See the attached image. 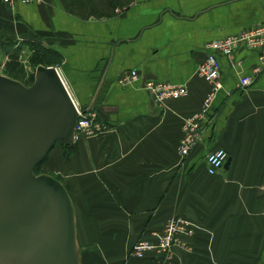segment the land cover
<instances>
[{
  "label": "crops",
  "instance_id": "obj_1",
  "mask_svg": "<svg viewBox=\"0 0 264 264\" xmlns=\"http://www.w3.org/2000/svg\"><path fill=\"white\" fill-rule=\"evenodd\" d=\"M262 23L264 0H0V49L19 39L53 47L73 96L108 116L104 133L69 156L56 146L44 164L71 194L81 264H264L261 49L238 47L241 64L218 55L223 87L202 138L179 152L186 118H199L211 92L197 72L206 44ZM132 68L140 78L123 84ZM244 75H255L250 85ZM145 76L189 92L157 104ZM218 147L231 162L212 175L205 156ZM178 215L195 229L169 257L130 255Z\"/></svg>",
  "mask_w": 264,
  "mask_h": 264
},
{
  "label": "water",
  "instance_id": "obj_2",
  "mask_svg": "<svg viewBox=\"0 0 264 264\" xmlns=\"http://www.w3.org/2000/svg\"><path fill=\"white\" fill-rule=\"evenodd\" d=\"M35 70L32 85L0 72V264H81L70 192L34 171L56 142L73 147L79 110L54 65Z\"/></svg>",
  "mask_w": 264,
  "mask_h": 264
},
{
  "label": "built area",
  "instance_id": "obj_3",
  "mask_svg": "<svg viewBox=\"0 0 264 264\" xmlns=\"http://www.w3.org/2000/svg\"><path fill=\"white\" fill-rule=\"evenodd\" d=\"M6 3L13 4L16 0H1ZM25 3H31L33 1L42 2L43 0H22ZM244 45L249 48H259L262 50V53L259 55V59L261 64H258L254 67V73L262 71L264 67V23L252 25L250 28H242L238 31V33L233 35L225 36L220 40H211L206 44V48L209 51L208 55H206L205 59H203L197 69V72L211 81V92L209 95L205 96L202 101L203 107L201 109V113L198 119L187 117L185 124H183L184 136L181 138L180 146L181 151L180 154L182 157L187 156L190 150L195 147V144L202 136V121L200 119L207 118L209 111L213 108V100L217 95L218 91L223 87L222 84V74L221 68L222 63H220L219 54L227 55L231 60L237 62V64L242 63L241 58H237L236 54L238 51V47ZM58 71L61 77V80L66 84V88L70 96L73 98V102L75 104L76 109L79 110L77 117V128L75 131V137L78 138L79 132L82 131L88 136H91L96 131L101 132L102 127L105 125L97 119H95L94 114L87 116L83 114V109L80 108L78 101L73 96L71 90V84L68 82L66 76L64 75L63 69L58 66H54ZM140 78L139 72L136 68L130 69V71L122 72L119 80L123 84H128L130 81ZM255 75H244L241 80V85H250L254 80ZM143 86L146 90L151 93L152 99L154 102L163 103L168 99H172L174 97L185 96L188 91V87L185 84H178L175 82H168L162 79H153L147 77ZM89 109V108H88ZM91 109L87 110L90 113ZM208 119V118H207ZM207 159V170L208 173L212 175H216L218 171L224 167L228 158V151L225 148H215V150H211L206 153ZM193 224L190 225V221L187 218L178 215L177 217L167 220L164 224V231L162 234L158 236L155 240H147L142 241L140 239L137 241L134 255L147 258L153 255H161L163 257H169L171 255L173 247H176L179 243H181L182 235L191 234L194 231Z\"/></svg>",
  "mask_w": 264,
  "mask_h": 264
},
{
  "label": "rangeland",
  "instance_id": "obj_4",
  "mask_svg": "<svg viewBox=\"0 0 264 264\" xmlns=\"http://www.w3.org/2000/svg\"><path fill=\"white\" fill-rule=\"evenodd\" d=\"M35 50H36V44L35 43L32 44L31 42L26 41V39H19L17 41H14V42L11 41L9 43L6 42V45H4L3 48L0 49V72L5 74V75L8 74L9 76L10 75H14V77L17 80L23 81L24 83H26L28 85H32V83L34 81V74H36V70H35L36 66H37L36 65V61L38 60L37 58H35L33 56L35 54V52H36ZM33 57H34V59H33ZM61 61L56 63L55 65L54 64H50V65H54V66H58L59 67L60 64H61ZM75 99L77 100V98H75ZM78 104H79L80 108L83 109V111H84L83 114L87 113L86 114L87 116H89V115L91 116V115H93L95 113V111H97V113L94 114L95 119H97V121H99V122H101V123H103L105 125V127H102L101 132L98 131V129L96 128L97 132H94L93 134H91V136L92 135H97L98 136V135L104 133V131L106 129V126H107V122H105V120H103V118L99 115L98 109H96L92 105L83 106L79 101H78ZM88 108L91 109L90 111H92V113L89 114V112L87 111V110H89ZM78 132H79V136H78V138H75L74 145H73V146H75V152L77 151V149H76L77 146L76 145L78 144V142L80 140L89 139L91 137V136H88L87 134H85L82 131H78ZM201 138H202V136H201ZM56 146H57V148L61 147L63 149V151H64L63 157L72 155L74 153V152L71 153V151H67L66 148H65V144L56 142L55 145L52 147V149L55 148ZM179 146H180V142H179ZM179 148H181V146ZM180 151H181V149H180ZM185 157L186 156H184L183 158H185ZM47 160L44 163H41L39 165L37 173L44 172V173L50 174V173L46 172V170H45L46 168H45L44 164L47 162ZM52 174L58 177L57 174H54V173H52ZM58 179H61V178L58 177ZM191 224H193V223L190 220V225ZM192 228H194V224H193ZM140 239H142V238H140ZM140 239H138L137 241H139ZM147 240L148 239H142V241H147ZM151 240H155V239H151ZM136 243H135L134 247L131 248V250H130V255L133 256V257H139V256H136V255L133 254L135 246H136ZM141 258H143V257H141ZM149 258H151V257H147V258H143V259H149Z\"/></svg>",
  "mask_w": 264,
  "mask_h": 264
},
{
  "label": "trees",
  "instance_id": "obj_5",
  "mask_svg": "<svg viewBox=\"0 0 264 264\" xmlns=\"http://www.w3.org/2000/svg\"><path fill=\"white\" fill-rule=\"evenodd\" d=\"M28 41L31 42L32 44L33 43L36 44V50H35L36 52L33 55L35 58L38 59L36 61V65H38V64H42V65H46V66H48L50 64L55 65L56 63L60 62L63 59V55L60 54L55 49H53V47H50L48 45L46 46L43 43H39V41H36V40H33V41L28 40ZM34 57H33V59H34ZM10 76H13V78H15L14 75H10ZM59 143H62V142H59ZM65 148L67 151H71V153L75 152V146H73L71 148L65 146ZM47 159H48V156L45 159H43L41 162L38 163L36 169L34 170L36 174H38L37 170L39 168V165L41 163H44Z\"/></svg>",
  "mask_w": 264,
  "mask_h": 264
}]
</instances>
